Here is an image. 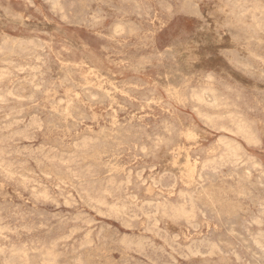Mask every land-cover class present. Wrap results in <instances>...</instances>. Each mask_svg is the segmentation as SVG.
<instances>
[{
	"label": "rangeland",
	"instance_id": "obj_1",
	"mask_svg": "<svg viewBox=\"0 0 264 264\" xmlns=\"http://www.w3.org/2000/svg\"><path fill=\"white\" fill-rule=\"evenodd\" d=\"M53 2L0 0V264H264V0Z\"/></svg>",
	"mask_w": 264,
	"mask_h": 264
},
{
	"label": "bare ground",
	"instance_id": "obj_2",
	"mask_svg": "<svg viewBox=\"0 0 264 264\" xmlns=\"http://www.w3.org/2000/svg\"><path fill=\"white\" fill-rule=\"evenodd\" d=\"M56 0H54V2H55ZM93 1V0H92ZM136 1V0H135ZM166 1V0H165ZM179 1V0H178ZM181 1V0H180ZM54 2H53V5H54ZM77 2V1H76ZM81 2V1H80ZM127 2V1H126ZM235 2V1H234ZM244 2H245V0H244ZM57 4H58V0H57V2H56ZM125 3V2H124ZM163 3V2H162ZM178 3V2H177ZM241 3V2H240ZM120 4V3H119ZM151 4V3H150ZM233 4V3H232ZM235 4V3H234ZM165 5H167V4H165ZM229 5V4H228ZM23 6V5H22ZM181 6V5H180ZM233 6V5H232ZM244 6H245V4H244ZM31 7V6H30ZM127 7V6H126ZM75 8V7H74ZM237 8V7H236ZM244 8V7H243ZM7 9V8H6ZM232 9H234V7L232 8ZM112 10V9H111ZM143 10V9H142ZM166 10V9H165ZM236 10V9H235ZM241 10V9H240ZM112 11H114V10H112ZM111 11V12H112ZM184 11H186V10H184ZM39 12V11H38ZM110 12V11H109ZM252 12V11H251ZM89 13V12H88ZM105 13V12H104ZM132 13V12H131ZM177 13V12H176ZM235 13V12H234ZM257 13V12H256ZM92 14V13H91ZM178 14H179V12H178ZM259 14V13H258ZM55 15V14H54ZM60 15V14H59ZM116 15V14H115ZM261 16V15H260ZM94 17V16H93ZM111 17H112V15H111ZM191 17V16H190ZM262 17V16H261ZM59 18H61V17H59ZM64 18V17H63ZM148 18V17H147ZM202 18V17H201ZM97 19V18H96ZM141 19V18H140ZM109 20V19H108ZM115 20V19H114ZM92 21V20H91ZM196 21V20H195ZM234 21V20H233ZM255 21V20H254ZM52 22V21H51ZM62 22V21H61ZM89 22V21H88ZM54 23V22H53ZM119 23V22H118ZM3 24V23H2ZM101 24V23H100ZM263 24V23H262ZM11 25V24H10ZM116 25H117V23H116ZM121 25V24H120ZM128 25V24H127ZM143 25V24H142ZM261 25V24H260ZM23 26V25H22ZM115 26V25H114ZM131 26V25H130ZM257 27H258V24L256 25ZM9 27V26H8ZM24 27V26H23ZM32 27V26H31ZM41 27V26H40ZM86 27V26H85ZM133 27V26H132ZM212 28V27H211ZM260 28H261V26H260ZM150 29V28H149ZM214 29V28H213ZM117 30V29H116ZM138 30V29H137ZM145 30V29H144ZM148 30V29H147ZM146 30V31H147ZM151 31V30H150ZM195 31H197V30H195ZM118 32V31H117ZM90 33V32H89ZM255 33V32H254ZM255 35V34H254ZM62 36V35H61ZM22 38V37H21ZM193 38V37H192ZM203 38V37H202ZM32 39V38H31ZM69 39V38H68ZM147 39V38H146ZM178 39V38H177ZM186 39V38H185ZM184 39V40H185ZM123 40V39H122ZM143 40V39H142ZM184 40H182V41H184ZM111 41V40H110ZM32 42V41H31ZM141 43V42H140ZM154 43V42H153ZM177 43V42H176ZM190 43V42H189ZM15 44V43H14ZM29 44V43H28ZM25 45V44H24ZM132 45V44H131ZM130 45V46H131ZM256 45H258L257 43H256ZM56 46V45H55ZM147 46V45H146ZM179 46V45H178ZM183 46V45H182ZM123 47H125V46H123ZM259 47V46H258ZM5 48V47H4ZM182 48V47H181ZM250 48V47H249ZM23 49V48H22ZM26 49V48H25ZM28 49V48H27ZM258 49V48H257ZM21 50V49H20ZM199 50V49H198ZM28 51V50H27ZM27 51H25L26 53H27ZM103 51H105V50H103ZM110 51V50H109ZM225 52V51H224ZM229 52H231V51H229ZM222 53V52H221ZM227 53V52H226ZM1 54V53H0ZM25 54V53H24ZM110 54V53H109ZM2 55V54H1ZM253 55V54H252ZM24 56V55H23ZM228 56V55H227ZM37 57V56H36ZM82 57V56H81ZM226 58V57H225ZM38 59V58H37ZM38 61V60H37ZM87 61V60H86ZM225 61V60H224ZM20 62V61H19ZM263 62V61H262ZM127 63V62H126ZM27 65V64H26ZM114 65V64H113ZM129 65V64H128ZM240 65V64H239ZM238 65V66H239ZM25 66V65H24ZM199 66V65H198ZM122 67V66H121ZM241 67V66H240ZM79 68V67H78ZM19 69V68H18ZM32 69V68H31ZM132 69V68H131ZM237 69V68H236ZM239 69V68H238ZM242 69H244L243 67H242ZM124 71V70H123ZM141 71V70H140ZM237 71V70H236ZM1 72V71H0ZM5 72H7V70L5 71ZM19 72V71H18ZM88 72V71H87ZM4 73V72H3ZM38 73V72H37ZM119 73V72H118ZM6 74V73H5ZM8 74V73H7ZM6 74V75H7ZM1 75V74H0ZM6 75H5V77H6ZM246 75V74H245ZM250 75V74H249ZM2 77V76H1ZM17 77V76H16ZM32 77V76H31ZM250 77V76H249ZM3 78V77H2ZM4 79V78H3ZM7 79V78H6ZM23 79V78H22ZM27 79V78H26ZM34 79V78H33ZM35 80V79H34ZM202 80V79H201ZM2 80H0V82H1ZM165 81V80H164ZM9 82V81H8ZM182 82H183V80H182ZM31 83H33V82H31ZM121 83V82H120ZM128 83V82H127ZM196 83V82H195ZM136 85V84H135ZM194 85V84H193ZM204 85V84H203ZM216 85V84H215ZM227 85V84H226ZM192 86V85H191ZM35 87V86H34ZM193 87V86H192ZM111 88V87H110ZM4 89V88H3ZM33 89V88H32ZM35 89V88H34ZM136 89V88H135ZM150 89V88H149ZM199 89V88H198ZM203 89V88H202ZM38 90V89H37ZM172 90V89H171ZM201 90V89H200ZM209 90V89H208ZM227 90V89H226ZM225 90V91H226ZM4 91V90H3ZM13 91V90H12ZM140 91H141V89H140ZM155 91V90H154ZM209 91H211V90H209ZM251 91H252V89H251ZM1 92V91H0ZM17 92V91H16ZM86 92V91H85ZM136 92V91H135ZM178 92V91H177ZM206 92H207V90H206ZM205 92V93H206ZM2 93V92H1ZM192 93H194V91L192 92ZM191 93V94H192ZM201 93V92H200ZM260 93V92H259ZM4 94V93H3ZM136 94V93H135ZM164 94V93H163ZM212 94V93H211ZM229 94H230V92H229ZM258 94V93H257ZM264 94V93H263ZM10 95V94H9ZM131 95V94H130ZM205 95V94H204ZM154 96V95H153ZM212 96V95H211ZM31 97V96H30ZM96 97V96H95ZM135 97H137V96H135ZM193 97H194V95H193ZM214 97V96H213ZM216 97V96H215ZM215 97H214V99H215ZM2 98V97H1ZM9 98H11L10 96H9ZM92 98V97H91ZM199 99H197V100H199L200 101V96L198 97ZM222 98V97H221ZM4 99V98H3ZM12 99V98H11ZM16 99V98H15ZM24 99V98H23ZM95 99V98H94ZM226 99V98H225ZM257 99V98H256ZM1 100V99H0ZM18 100V99H17ZM64 100V99H63ZM122 100H123V98H122ZM204 99L202 98L201 99V102L203 101ZM213 100V99H212ZM171 101V100H170ZM208 101V100H207ZM218 101V100H217ZM256 101V100H255ZM165 102V101H164ZM216 102V101H215ZM219 102V101H218ZM4 103V102H3ZM2 103V104H3ZM9 103V102H8ZM70 103V102H69ZM126 104V103H125ZM128 104V103H127ZM163 104V103H162ZM212 104V103H211ZM217 104V103H216ZM171 106V105H170ZM213 106V105H212ZM219 106V105H218ZM256 106H258V105H256ZM14 107V106H13ZM214 107V106H213ZM254 107V106H253ZM259 107V106H258ZM228 107H226V109H227ZM162 109V108H161ZM192 109V108H191ZM208 109H211V108H208ZM212 110V109H211ZM234 110V109H233ZM238 110V109H237ZM67 111H68V109H67ZM249 111V110H248ZM64 112V111H63ZM195 112V111H194ZM200 112V111H199ZM205 112V111H204ZM173 113V112H172ZM207 113V112H206ZM168 114V113H167ZM212 114V113H211ZM264 114V113H263ZM17 115V114H16ZM195 115V114H194ZM262 115V114H261ZM182 116V115H181ZM209 116V115H208ZM217 116V115H216ZM223 116H225V115H223ZM7 117V116H6ZM130 117V116H129ZM171 117V116H170ZM200 117V116H199ZM219 117V116H218ZM218 117H216V118H218ZM177 118V117H176ZM198 118V117H197ZM5 119H7V118H5ZM38 119V118H37ZM204 119V118H203ZM202 119V120H203ZM159 120V119H158ZM211 120V119H210ZM182 121V120H181ZM217 121V120H216ZM220 121V120H219ZM39 122V121H38ZM159 122V121H158ZM173 122V121H172ZM32 123V122H31ZM36 123V122H35ZM161 123V122H160ZM163 123V122H162ZM185 123V122H184ZM36 124H38V123H36ZM171 124V123H170ZM211 124V123H210ZM31 125V124H30ZM108 125V124H107ZM165 125V124H164ZM208 125H209V123H208ZM170 126V125H169ZM178 126V125H177ZM183 126V125H182ZM238 126H240L239 124L237 125V127ZM242 126V125H241ZM162 127V126H161ZM135 128V127H134ZM247 128H249V127H247ZM38 129V128H37ZM143 129V128H142ZM213 129V128H212ZM243 130L244 129V127H240L239 129H238V131H236L237 133L239 132V130ZM39 130V129H38ZM226 130V129H225ZM245 130H247L246 128H245ZM7 131V130H6ZM144 131V130H143ZM248 131V130H247ZM246 131V132H247ZM241 132V131H240ZM179 133H181V132H179ZM196 134V133H195ZM225 134H227V133H225ZM244 134V133H243ZM248 135V137H250V134H249V132L247 133ZM170 135V134H169ZM231 135V134H230ZM6 136V135H5ZM83 137H86V136H83ZM82 137V138H83ZM221 137V136H220ZM245 137H246V134H245ZM248 137H247V139H248ZM170 138V137H169ZM183 138V137H182ZM222 138V137H221ZM90 139V138H89ZM92 139V138H91ZM163 139V138H162ZM83 140V139H82ZM160 140V139H159ZM168 140V139H167ZM87 141V140H86ZM10 142V141H9ZM82 142V141H81ZM88 142V141H87ZM94 142H95V140H94ZM152 142V141H151ZM227 142V141H226ZM257 142V141H256ZM165 143V142H164ZM169 143V142H168ZM225 143V142H224ZM224 143H223V145H224ZM115 144V143H114ZM228 144V143H227ZM158 145V144H157ZM162 145V144H161ZM222 145V146H223ZM73 146V145H72ZM80 146H81V144H80ZM155 146V145H154ZM235 146V145H234ZM257 146V145H256ZM92 147V146H91ZM227 147V146H226ZM226 147H225V150H226ZM228 147H229V145H228ZM231 147H233V146H230V148ZM42 148V147H41ZM45 148V147H44ZM95 148V147H94ZM155 148V147H154ZM81 149V148H80ZM84 149V148H83ZM149 149V148H148ZM158 149V148H157ZM200 149V148H199ZM222 149H223V147H222ZM37 150H39V149H37ZM99 150V149H98ZM112 150V149H111ZM227 150H228V148H227ZM234 150V149H233ZM243 150V149H242ZM43 151V150H42ZM49 151V150H48ZM146 151H148V150H146ZM158 151V150H157ZM237 151V150H236ZM38 152V151H37ZM145 152V151H144ZM23 153V152H22ZM48 153V152H47ZM231 153V152H230ZM46 154V153H45ZM228 154H229V150H228ZM237 154V153H236ZM244 154V153H243ZM66 155H68V154H66ZM224 155V154H223ZM230 155V154H229ZM46 157V156H45ZM226 157H228V158H231L232 159V157L231 156H226ZM225 157V158H226ZM236 157H237V155H236ZM112 158V157H111ZM233 158H235L234 156H233ZM35 159V158H34ZM52 159V158H51ZM145 159H147V158H145ZM150 159V158H149ZM253 159H254V157H253ZM55 160V159H54ZM62 160V159H61ZM60 160V161H61ZM65 160V159H64ZM220 160H223V159H221L220 158ZM227 160V159H226ZM69 162V161H68ZM224 162V161H223ZM253 162V161H252ZM25 163V162H24ZM72 163V162H71ZM212 163H213V161H212ZM228 163H230V162H228ZM232 163V162H231ZM211 164V163H210ZM256 164V163H255ZM84 165V164H83ZM146 165V164H145ZM259 165V164H258ZM9 166H10V164H9ZM35 166V165H34ZM67 166V165H66ZM213 166V165H212ZM233 166V165H232ZM18 167V166H17ZM236 167V166H235ZM251 167V166H250ZM154 168V167H153ZM68 169V168H67ZM116 169V168H115ZM14 170V169H13ZM52 170V169H51ZM141 170V169H140ZM171 170V169H170ZM17 171V170H16ZM210 171V170H209ZM73 172V171H72ZM138 172H139V170H138ZM168 172V171H167ZM163 173V172H162ZM165 173V172H164ZM1 174V173H0ZM84 174H86V173H84ZM129 174V173H128ZM142 174V173H141ZM198 174V173H197ZM17 175V174H16ZM41 175V174H40ZM73 175V174H72ZM140 175V174H139ZM156 175V174H155ZM161 175V174H160ZM171 175V174H170ZM199 175V174H198ZM1 176V175H0ZM13 176V175H12ZM7 177V176H6ZM132 177V176H131ZM18 178V177H17ZM127 178V177H126ZM129 178H130V176H129ZM3 179V178H2ZM48 179V178H47ZM72 179V178H71ZM78 179V178H77ZM101 179V178H100ZM131 179V178H130ZM141 179V178H140ZM154 178H152V180H153ZM160 179V178H159ZM4 180V179H3ZM103 180V179H102ZM161 180V179H160ZM175 180V179H174ZM62 181V180H61ZM128 181H130V180H128ZM140 181V180H139ZM155 181V180H154ZM178 181V180H177ZM20 182V181H19ZM66 182V181H65ZM102 182V181H101ZM149 182V181H148ZM123 183V182H122ZM155 183V182H154ZM80 184V183H79ZM158 184H160V183H158ZM69 185V184H68ZM127 185V184H126ZM133 185V184H132ZM156 185V184H155ZM202 185V184H201ZM19 186V185H18ZM36 186V185H35ZM78 186V185H77ZM121 186V185H120ZM174 186V185H173ZM172 186V187H173ZM180 186V185H179ZM64 187H67V186H64ZM81 187V186H80ZM172 187H170V188H172ZM57 188V187H56ZM89 188V187H88ZM126 188V187H125ZM154 188V187H153ZM174 189V188H173ZM204 189H205V187H204ZM58 190V189H57ZM166 190V189H165ZM172 191V190H171ZM58 192V191H57ZM76 192V191H75ZM158 192V191H157ZM180 192V191H179ZM182 192V191H181ZM192 192V191H191ZM183 193V192H182ZM45 195V194H44ZM179 195V194H178ZM177 195V196H178ZM181 195V194H180ZM183 195H185V194H183ZM28 196V195H27ZM35 196V195H34ZM76 196H78V195H76ZM186 196V195H185ZM60 197H62V196H60ZM72 197V196H71ZM83 197V196H82ZM206 197V196H205ZM38 198V197H37ZM36 198V199H37ZM73 198V197H72ZM87 198V197H86ZM127 198V197H126ZM187 198V197H186ZM35 199V200H36ZM51 199V198H50ZM61 199V198H60ZM70 199V198H69ZM88 199V198H87ZM188 199V198H187ZM200 199V198H199ZM218 199V198H217ZM49 200V199H48ZM63 200H64V198H63ZM71 200V199H70ZM184 200V199H183ZM67 201V200H66ZM80 202H81V200H79ZM93 201V200H92ZM134 201V200H133ZM164 201V200H163ZM188 201V200H187ZM51 202V201H50ZM55 202V201H54ZM76 202V201H75ZM103 202V201H102ZM137 202V201H136ZM146 202V201H145ZM185 202V201H184ZM218 202V201H217ZM34 203V202H33ZM37 203V202H36ZM70 203V202H69ZM68 203V204H69ZM188 203V202H187ZM186 203V204H187ZM190 203H191V201H190ZM204 203V202H203ZM23 204V203H22ZM62 204V203H61ZM65 204V203H64ZM91 204V203H90ZM100 204V203H99ZM149 204V203H148ZM159 204H160V202H159ZM165 204H166V202H165ZM183 204V203H182ZM181 204V205H182ZM49 205V204H48ZM57 205V204H56ZM122 205V204H121ZM143 205H145V204H143ZM158 205V204H157ZM157 205H155L156 206V208H157ZM180 205V204H179ZM183 205H185V204H183ZM196 205V204H195ZM64 206V205H63ZM172 206V205H171ZM170 206V207H171ZM69 207V206H68ZM100 207V206H99ZM146 207H148V206H146ZM161 208H162V205L160 206ZM163 207H165V205L163 206ZM180 207V206H179ZM191 208H192V206H190ZM218 207V206H217ZM87 208V207H86ZM161 208H159V209H161ZM171 208H173V206L171 207ZM175 208H176V206H175ZM181 208H183V207H181ZM185 208V207H184ZM187 208V207H186ZM188 208H189V206H188ZM191 208H189V209H191ZM219 208V207H218ZM70 209V208H69ZM154 209V208H153ZM162 209H166V208H162ZM161 209V210H162ZM177 209H178V207H177ZM188 209V210H189ZM193 209V208H192ZM115 210V209H114ZM121 210V209H120ZM138 210V209H137ZM155 210H158V209H155ZM169 210V209H168ZM182 210H185V209H182ZM196 210H197V208H196ZM225 210V209H224ZM116 212H117V210H115ZM125 211V210H124ZM140 211V210H139ZM164 211V210H163ZM171 211V210H170ZM175 211V210H174ZM173 211V214H175V212H177L178 213V211L179 210H177V211H175L174 212ZM43 212V211H42ZM111 212V211H110ZM155 212V211H154ZM160 212V211H159ZM183 212H187V211H183ZM183 212H182V214H183ZM189 212V211H188ZM227 212V211H226ZM82 213V212H81ZM156 213H157V211H156ZM171 213H172V211H171ZM176 213V215H177V217H178V215L179 214H177ZM181 213V212H180ZM54 214V213H53ZM67 214V213H66ZM133 214V213H132ZM131 214V215H132ZM161 214H163L162 212H161ZM192 214H193V210H192ZM191 214V215H192ZM264 214V213H263ZM40 215V214H39ZM82 215V214H81ZM87 215V214H86ZM141 215V214H140ZM164 215V214H163ZM181 215V214H180ZM180 215H179V218H180ZM186 215H188V214H186ZM200 215V214H199ZM228 215V214H227ZM67 216H68V214H67ZM88 216V215H87ZM166 216V215H165ZM171 216H174V215H171ZM189 216V215H188ZM187 216V217H188ZM193 216V215H192ZM74 217V216H73ZM154 217V216H153ZM175 217V216H174ZM173 217V218H174ZM176 217V218H177ZM181 217H182V215H181ZM187 217H185V216H183V218H187ZM202 217H203V215H202ZM77 218V217H76ZM148 218V217H147ZM147 218H146V220H147ZM172 217H171V219H173ZM78 219V218H77ZM116 219V218H115ZM139 219V218H138ZM154 219V218H153ZM190 219H191V216H190ZM69 220V219H68ZM84 220H85V218H84ZM92 220V219H91ZM186 220H189V217L186 219ZM205 220V219H204ZM47 221V220H46ZM70 221H71V219H70ZM80 221V220H79ZM89 222H91L90 220H88ZM130 221V220H129ZM156 221V220H155ZM207 221V220H206ZM100 222V221H99ZM146 222V221H145ZM157 222V221H156ZM184 222H188V221H184ZM45 223V222H44ZM92 223V222H91ZM97 223V222H96ZM246 223V222H245ZM262 223V222H261ZM73 224H75V223H73ZM85 224V223H84ZM87 224V223H86ZM85 224V225H86ZM88 224H90V223H88ZM87 224V225H88ZM153 224V223H152ZM194 224V223H193ZM45 225V224H44ZM43 225V226H44ZM67 225V224H66ZM252 225V224H251ZM95 226V225H94ZM101 226V225H100ZM107 226V225H106ZM151 226V225H150ZM154 226V225H153ZM253 226V225H252ZM38 227V226H37ZM40 227V226H39ZM72 227V226H71ZM255 227V226H254ZM258 227V226H257ZM2 228V227H1ZM109 228V227H108ZM15 229V228H14ZM39 229H41V228H39ZM52 229V228H51ZM127 229H128V227H127ZM156 229V228H155ZM244 229V228H243ZM72 230V229H71ZM75 230V229H74ZM129 230V229H128ZM131 230V229H130ZM162 230V229H161ZM245 230V229H244ZM28 231V230H27ZM79 231H80V229H79ZM87 231H89V230H87ZM98 231V230H97ZM163 231V230H162ZM195 231V230H194ZM75 232V231H74ZM145 232V231H144ZM143 232V233H144ZM85 233V232H84ZM153 233V232H152ZM152 233H150V234H152ZM155 233V232H154ZM157 233V232H156ZM251 233V232H250ZM148 234V233H147ZM257 234V233H256ZM72 235V234H71ZM85 236V235H84ZM122 236V235H121ZM167 236V235H166ZM41 237V236H40ZM67 237V236H66ZM87 237V236H86ZM98 237V236H97ZM138 237V236H137ZM142 237V236H141ZM159 237V236H158ZM165 237V236H164ZM62 238V237H61ZM71 238V237H70ZM134 238V237H133ZM175 238H177V237H175ZM257 238V237H256ZM69 239V238H68ZM85 239V238H84ZM96 239V238H95ZM127 239V238H126ZM160 239V238H159ZM164 239V238H163ZM251 239V238H250ZM64 240V239H63ZM83 240V239H82ZM86 240V239H85ZM125 239H123V241H124ZM129 240V239H128ZM135 240V239H134ZM207 240V239H206ZM66 241V240H65ZM73 241V240H72ZM163 241V240H162ZM202 241V240H201ZM201 241H199V242H201ZM57 242V241H56ZM79 242H81V241H79ZM89 242V241H88ZM129 242V241H128ZM128 242L126 243V245L128 244ZM151 242V241H150ZM168 242V241H167ZM171 242V241H170ZM193 242V241H192ZM192 242H191V244H192ZM196 242V241H195ZM209 242V241H208ZM254 242V241H253ZM263 242V241H262ZM57 243H60V242H57ZM56 243V244H57ZM147 243V242H146ZM160 243V242H159ZM173 243V242H172ZM211 243V242H210ZM51 244V243H50ZM49 244V245H50ZM167 244V243H166ZM170 244V243H169ZM48 245V246H49ZM86 245H87V243H86ZM121 245V244H120ZM134 245V244H133ZM188 245V244H187ZM24 246V245H23ZM82 246V245H81ZM143 246V245H142ZM145 246V245H144ZM147 246V245H146ZM194 246V245H193ZM43 247V246H42ZM50 247V246H49ZM52 247V246H51ZM70 247H72V246H70ZM89 247V246H88ZM126 247V246H125ZM132 247V246H131ZM151 247V246H150ZM161 247V246H160ZM212 247V246H211ZM134 248V247H133ZM146 248V247H145ZM147 248H149V247H147ZM188 248V247H187ZM187 248H186V250H187ZM76 249V248H75ZM177 249V248H176ZM257 249V248H256ZM125 250V249H124ZM142 250V249H141ZM147 250V249H146ZM190 250V249H189ZM36 251V250H35ZM39 251V250H38ZM37 251V252H38ZM152 251V250H151ZM154 251V250H153ZM198 250H196V252H197ZM207 251V250H206ZM72 252V251H71ZM76 252V251H75ZM155 252V251H154ZM182 252V251H181ZM190 252H191V250H190ZM199 252V251H198ZM22 253H24V251L22 252ZM27 253V252H26ZM39 253V252H38ZM48 253H50L49 251H48ZM60 253V252H59ZM103 253V252H102ZM172 253V252H171ZM175 253V252H174ZM189 253V252H188ZM229 253V252H228ZM263 253V252H262ZM25 254V253H24ZM24 254H22L23 256H24ZM43 254V253H42ZM52 254V253H51ZM51 254H49V255H51ZM143 254H144V252H143ZM160 254V253H159ZM198 254V253H197ZM8 255V254H7ZM15 256H16V254H14ZM46 255H48L47 253H46ZM58 255V254H57ZM105 255V254H104ZM176 255V254H175ZM179 255V254H178ZM180 255H181V253H180ZM196 256V255H195ZM229 256V255H228ZM238 256V255H237ZM14 257V256H13ZM24 257H26V256H24ZM43 258L45 257V255L44 256H42ZM52 257V256H51ZM54 257V256H53ZM61 257V256H60ZM188 257V256H187ZM39 258V257H38ZM46 258V257H45ZM48 258V257H47ZM47 258L45 259V261L47 260ZM50 258V257H49ZM58 258V257H57ZM79 258V257H78ZM189 258V257H188ZM202 258V257H201ZM16 259H18V258H16ZM24 259H27V257L26 258H24ZM54 259H55V257H54ZM185 259V258H184ZM195 259V258H194ZM19 260V259H18ZM78 260V259H77ZM206 260V259H205ZM172 261V260H171ZM211 261V260H210ZM13 262H14V260H13ZM17 262V261H16ZM42 262H43V260H42ZM52 262H54V261H52ZM74 262V261H73ZM148 262H149V260H148ZM6 263V262H5ZM39 263V262H38ZM47 263H51V262H47ZM24 264H27V261L24 263ZM42 264V263H41ZM44 264V263H43ZM52 264V263H51ZM154 264V263H153ZM175 264V263H174ZM194 264V263H193Z\"/></svg>",
	"mask_w": 264,
	"mask_h": 264
}]
</instances>
